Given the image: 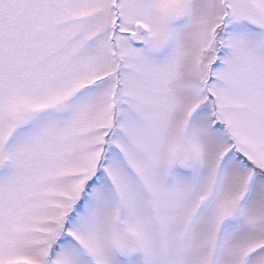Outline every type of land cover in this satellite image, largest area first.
<instances>
[{"label": "snow or ice", "instance_id": "snow-or-ice-1", "mask_svg": "<svg viewBox=\"0 0 264 264\" xmlns=\"http://www.w3.org/2000/svg\"><path fill=\"white\" fill-rule=\"evenodd\" d=\"M0 264H264V0H0Z\"/></svg>", "mask_w": 264, "mask_h": 264}]
</instances>
